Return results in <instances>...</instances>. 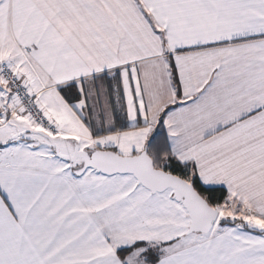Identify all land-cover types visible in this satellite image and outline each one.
Masks as SVG:
<instances>
[{
  "label": "snow or ice",
  "instance_id": "snow-or-ice-1",
  "mask_svg": "<svg viewBox=\"0 0 264 264\" xmlns=\"http://www.w3.org/2000/svg\"><path fill=\"white\" fill-rule=\"evenodd\" d=\"M0 264H264V0H0Z\"/></svg>",
  "mask_w": 264,
  "mask_h": 264
}]
</instances>
